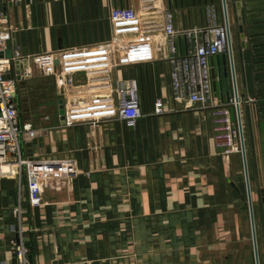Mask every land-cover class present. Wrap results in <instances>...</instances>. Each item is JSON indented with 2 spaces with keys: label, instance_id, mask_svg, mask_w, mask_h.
I'll return each instance as SVG.
<instances>
[{
  "label": "crops",
  "instance_id": "1",
  "mask_svg": "<svg viewBox=\"0 0 264 264\" xmlns=\"http://www.w3.org/2000/svg\"><path fill=\"white\" fill-rule=\"evenodd\" d=\"M234 3L243 28V46L235 34L232 41L235 78L246 99L241 120L264 264L257 207L264 197V0H227L236 33ZM207 6L220 11V0H6L4 9L0 2L11 51L29 58L26 70L13 68L21 77L20 124L35 131L21 136V156L76 166L75 175L41 185L37 207L24 176L19 187L15 168L0 166V262L16 264L11 226L19 224L34 264H254L242 156L215 146L211 109L174 103L169 91L161 12L187 29L205 22ZM114 8L133 10L136 22H112ZM176 44L186 51L183 39ZM103 65L111 66L108 84L137 82L134 128L116 119V94L91 75ZM157 98L165 101L160 115Z\"/></svg>",
  "mask_w": 264,
  "mask_h": 264
},
{
  "label": "built area",
  "instance_id": "2",
  "mask_svg": "<svg viewBox=\"0 0 264 264\" xmlns=\"http://www.w3.org/2000/svg\"><path fill=\"white\" fill-rule=\"evenodd\" d=\"M161 14L162 34L168 54L169 91L172 102H181L186 107L199 106L211 109L215 146L223 155L241 154L234 101L219 104L213 99L209 59L227 55L228 31L232 44L230 23L228 27L225 26L221 5L220 11L214 6H207L205 22L187 29L175 27L174 16L170 10H162ZM109 18L116 24L132 23L136 22V13L129 8H114L110 10ZM6 24L7 19L0 9V166L9 164L15 168L19 187L24 176L30 203L37 207L41 204L39 197L41 185L75 175L76 166L69 162L31 160L21 156L19 145L21 136L26 134L32 138L35 131L29 123L20 124L15 101L18 81L14 74L13 78H7L6 74L13 62H27L29 58L22 55L18 48L11 51L10 59L2 55L6 50L7 42L11 41L13 32ZM179 38L183 39L186 45L184 53L177 52L176 40ZM115 42L116 40L107 42L103 44V48L110 50ZM110 69V65L100 66L91 70V75L102 80L97 84L100 89L103 86L105 92L116 94V119L126 127L134 128L141 118L137 82L133 79H122L108 84ZM43 70L50 72L48 66L43 67ZM164 105V99L157 98L154 101L153 113L162 114ZM15 213L19 222V206L15 209ZM11 231L14 237L10 240V244L16 264H34L29 258V250L24 245L23 232L19 224L12 225ZM0 264L7 263L0 262Z\"/></svg>",
  "mask_w": 264,
  "mask_h": 264
},
{
  "label": "water",
  "instance_id": "3",
  "mask_svg": "<svg viewBox=\"0 0 264 264\" xmlns=\"http://www.w3.org/2000/svg\"><path fill=\"white\" fill-rule=\"evenodd\" d=\"M10 1V0H8ZM2 3V9H4L6 0H0ZM221 11L223 15V21L226 27L229 26V16L227 11V0H220ZM233 22L237 27V32L235 33V37L240 43V47L243 46L241 40L243 39V28L241 26V20L238 13V5L234 3L233 5ZM227 41H228V53L227 55L216 56L209 59V64L211 67V79H212V90L214 97L217 95L220 97L221 102H230L232 99L235 103V117L237 122V128L240 137V148H241V156H242V163H243V172H244V181L246 185V200L247 206L249 211L250 217V227H251V235H252V246H253V253H254V264H259L258 259V249H257V234H256V226L254 222V214L252 208V199L250 196V189H249V181H248V172H247V165H246V156H245V144H244V137H243V128H242V120H241V108L240 104L246 102L244 96H239L237 92V84L235 78V69H234V59H233V47L231 44V38L229 31L227 33ZM15 46L14 40L7 42L6 50L4 54H2L5 58H11V47ZM214 62L221 66V68L217 69L216 71L213 69ZM13 68L16 70L23 71L27 69V62L22 61L19 63L18 61L13 62ZM12 66L10 70H8L6 77L13 78V70ZM16 80L21 82V77L16 76ZM16 101V99H15ZM60 103V115H63L61 101ZM35 135V134H34ZM262 193V192H261ZM259 194L257 197V207L259 213V230L263 235V242H264V197ZM54 264H61L60 262Z\"/></svg>",
  "mask_w": 264,
  "mask_h": 264
},
{
  "label": "rangeland",
  "instance_id": "4",
  "mask_svg": "<svg viewBox=\"0 0 264 264\" xmlns=\"http://www.w3.org/2000/svg\"><path fill=\"white\" fill-rule=\"evenodd\" d=\"M228 16H229V23H230V28H231V37H232V41H233V44H234V34H235V28H234V26L232 25L233 23H232V20H231V18H230V15L228 14ZM104 66V65H103ZM102 67V66H101Z\"/></svg>",
  "mask_w": 264,
  "mask_h": 264
},
{
  "label": "bare ground",
  "instance_id": "5",
  "mask_svg": "<svg viewBox=\"0 0 264 264\" xmlns=\"http://www.w3.org/2000/svg\"><path fill=\"white\" fill-rule=\"evenodd\" d=\"M232 101H233V99H232ZM234 103V102H233Z\"/></svg>",
  "mask_w": 264,
  "mask_h": 264
}]
</instances>
